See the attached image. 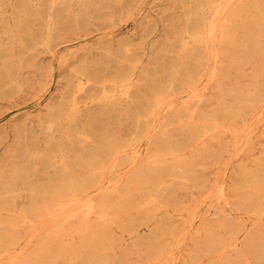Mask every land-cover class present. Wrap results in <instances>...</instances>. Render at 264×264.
<instances>
[{
    "label": "rangeland",
    "instance_id": "rangeland-1",
    "mask_svg": "<svg viewBox=\"0 0 264 264\" xmlns=\"http://www.w3.org/2000/svg\"><path fill=\"white\" fill-rule=\"evenodd\" d=\"M211 1L0 0V264L264 263V0Z\"/></svg>",
    "mask_w": 264,
    "mask_h": 264
},
{
    "label": "bare ground",
    "instance_id": "bare-ground-1",
    "mask_svg": "<svg viewBox=\"0 0 264 264\" xmlns=\"http://www.w3.org/2000/svg\"><path fill=\"white\" fill-rule=\"evenodd\" d=\"M218 1V0H217ZM204 2V1H203ZM216 2V1H215ZM212 4H214L211 0H205V3L204 4H200L198 7L200 8V9H203V6L204 5H206V6H210V5H212ZM204 12V11H203ZM214 20H216L217 22H220V10H217V12H216V15H215V18H214ZM199 22H197V24H198ZM202 23V22H201ZM190 27H192V26H190ZM195 28H197L196 26H193V29H195ZM214 29H215V27H214ZM190 30H192V29H190ZM189 31V30H188ZM191 33V32H190ZM196 33V32H195ZM222 33V32H221ZM254 33H257V32H254ZM260 33V32H259ZM220 34V33H219ZM256 35V34H255ZM207 38V37H206ZM209 38H211V37H209ZM204 39H205V37H204ZM209 41V43H210V39H208L207 40V42ZM205 42V41H204ZM203 42V43H204ZM220 43V42H219ZM205 45V44H204ZM206 45H208V43H206ZM210 46V45H209ZM198 47V46H197ZM194 48H196V47H194ZM208 49H210V47L208 48ZM198 50V49H197ZM202 50V49H201ZM191 51V50H190ZM213 51V50H212ZM197 52V51H196ZM195 52V53H196ZM194 53V52H193ZM208 53V52H207ZM192 55H194V54H192ZM214 57H215V55H214ZM191 59H192V56H191ZM194 59V58H193ZM199 59V58H198ZM194 65V64H193ZM192 65V66H193ZM193 72H195L194 70H192ZM190 79V78H189ZM193 80V79H192ZM123 81H126L127 83H129L130 82V79L129 78H127V79H124ZM189 81V80H188ZM186 86H189V89L191 88V84H188V85H186ZM188 90V89H187ZM159 94V96H161L162 94H160V93H158ZM162 99H161V97H159L157 100H156V103L158 104V103H160V101H161ZM211 125H213L212 123H211ZM193 127H195V126H193ZM198 130V129H197ZM192 131V130H191ZM190 131V132H191ZM189 132V133H190ZM192 133V132H191ZM193 134V133H192ZM166 139V138H165ZM171 140H166L165 141V145L166 146H168V148H167V152L169 153V154H174V157H175V152H178L179 150H181V149H179L178 148V146H177V144L176 143H172V142H170ZM174 141V140H173ZM164 143V142H163ZM162 143V144H163ZM177 143H179V142H177ZM183 144V143H182ZM181 145V144H180ZM183 146H185L184 144H183ZM108 148H109V146H108ZM105 149H107V148H105ZM109 149H111V148H109ZM179 149V150H178ZM100 150V149H99ZM166 150V149H165ZM166 152V151H165ZM110 154V153H109ZM112 154V153H111ZM99 156V155H98ZM105 156V155H104ZM177 156V155H176ZM94 157V156H93ZM92 157V164H93V169H94V171L96 172L94 175H93V177H91L87 182H84V183H82V184H79V185H77V186H73V185H67V186H59V187H57V188H55V189H53L52 191H48V189L45 187V186H42L41 188L39 187V188H35V186L34 185H32V182L31 181H27V186H26V188H24V190L25 191H27V192H29L30 193V195L32 194V193H35V195H36V193L38 194V196H40L39 198H42V197H44L45 199H46V195L49 193V194H51V196L53 197V199H54V201L53 202H55V204H56V206H60L61 204H64V203H70V204H73L74 205V203L76 202H78V201H75V200H77L78 198H80V200H81V202L83 201V202H85V204H86V206H87V208L88 209H92V210H94V208H97V206L99 207V206H102V204H99V205H97L96 204V202H94V198H93V196L91 195H89L90 194V192L92 193H95L96 195H98L99 194V196H100V193H102V191H104L105 189H106V186L105 187H103L105 184H106V182H104L103 180H102V178L100 177V169H101V160H100V158L99 157H94L93 158ZM173 157V156H172ZM176 162V161H175ZM178 163V162H177ZM183 163H185V161L183 162ZM181 164V163H180ZM179 167V166H178ZM174 169H175V167H174ZM179 169V168H178ZM172 170V169H171ZM184 170V169H183ZM62 171L63 172H66V174H67V172L69 171H71V173L73 172V169H70L68 166H66V165H64L63 164V167H62ZM179 172H180V170H179ZM187 172H188V170H187ZM186 173V172H185ZM76 176V175H75ZM165 176H168V174L166 175V169L164 168L162 171H160V172H157L156 170H152V171H149V170H146V171H144V172H141V174H139L138 175V185H140V187H142L143 189H148V188H150L151 186H158V185H161V184H163L164 183V178H165ZM73 177V175L71 176V179H73L72 178ZM55 178V177H54ZM32 179V178H31ZM154 179V180H153ZM45 180V179H44ZM78 180V179H77ZM76 180V181H77ZM62 183H65V182H62ZM62 183H59V184H62ZM70 183V182H69ZM76 183V182H75ZM217 183V182H216ZM24 184V183H23ZM107 185V184H106ZM152 189H154V188H152ZM37 191V192H36ZM28 195V194H27ZM102 195H103V193H102ZM50 197V196H49ZM52 197H50V198H52ZM98 197V196H97ZM30 197H28V199H29ZM43 200V201H46V200ZM66 199V200H65ZM52 201V200H51ZM74 202V203H73ZM104 202H105V200H104ZM38 203V202H37ZM36 203V204H37ZM249 203V202H248ZM35 204V201H33V199H31L30 201H29V203H28V207L25 209H23V210H21L20 211V218H21V220H22V222L23 223H25V224H31L33 221H34V218H35V213H36V209L38 208V207H40V205L35 209L34 208V206L36 205H34ZM39 204V203H38ZM54 204V203H53ZM84 204V205H85ZM43 205V204H42ZM41 205V206H42ZM107 207V206H106ZM44 208V207H43ZM47 208V207H46ZM45 209V208H44ZM43 209V210H44ZM114 209V208H113ZM42 210V211H43ZM96 211H97V209H96ZM106 211H109V210H107L106 209ZM44 212V211H43ZM42 212V213H43ZM93 213H94V211H92ZM38 213H40V212H38ZM42 213H40V214H42ZM96 213V212H95ZM39 214V215H40ZM65 215H67V214H65ZM64 215V217L66 218V217H68V216H65ZM71 215V214H70ZM111 215V214H110ZM63 217V218H64ZM36 218H39V217H36ZM59 220V219H58ZM54 222H55V220H54ZM23 227V226H22ZM27 227V226H26ZM24 229H28V228H24ZM39 229V228H38ZM40 229H42V227L40 228ZM39 229V230H40ZM11 230H12V228H11ZM17 232V231H16ZM19 232V231H18ZM12 233H13V231H12ZM15 234L16 233H14V236H15ZM31 234H33V233H31ZM2 235V234H1ZM25 235H28L27 233L25 234ZM34 235V234H33ZM31 236V235H30ZM11 237H13V235L11 236ZM17 237V236H16ZM2 238V237H1ZM14 238V237H13ZM30 238V237H29ZM29 238H27L26 237V239H29ZM155 238V237H154ZM16 239V238H15ZM13 240V239H12ZM4 242H5V240H3ZM17 241V240H16ZM28 241V240H27ZM26 241V242H27ZM245 241V240H244ZM8 242V241H7ZM28 243V242H27ZM246 243V242H245ZM248 243V242H247ZM246 243V244H247ZM250 243V242H249ZM248 243V245L250 246V244ZM12 244V243H11ZM1 245V244H0ZM13 245V244H12ZM244 245V244H243ZM8 246H10V245H8ZM248 246V247H249ZM39 247H40V245H39ZM245 247H247V246H245ZM29 249H30V247H29ZM39 249V248H38ZM43 249V248H42ZM39 251H40V249H39ZM263 251V250H262ZM29 253V252H28ZM31 253V252H30ZM79 253V252H78ZM77 253V254H78ZM264 253V252H263ZM34 254V253H33ZM76 254V255H77ZM25 255V254H24ZM36 255V254H35ZM30 256V255H29ZM38 256V255H37ZM37 256H35V257H37ZM81 256V255H80ZM264 256V255H263ZM21 257H23V256H21ZM31 257V256H30ZM35 257H33L34 259H35ZM20 258V257H19ZM18 258V259H19ZM261 258V257H260ZM259 258V259H260ZM264 258V257H263ZM17 259V258H16ZM241 259V258H240ZM244 259V258H243ZM19 260H21V259H19ZM36 260V259H35ZM39 260V259H38ZM249 260H251V259H249ZM18 261V260H17ZM26 261H28V260H26ZM25 261V262H26ZM42 261H44V260H42ZM25 262H23V264L25 263ZM34 262V261H33ZM40 262V261H39ZM256 262H258V261H256ZM260 262V261H259ZM16 263V262H15ZM14 263V264H15ZM31 263V262H30ZM36 263H37V260H36ZM36 263H34V264H36ZM16 264H19V263H16ZM40 264V263H39ZM252 264H255V263H252ZM264 264V263H263Z\"/></svg>",
    "mask_w": 264,
    "mask_h": 264
}]
</instances>
